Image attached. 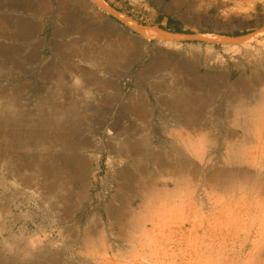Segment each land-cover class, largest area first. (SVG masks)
<instances>
[{
  "label": "rangeland",
  "instance_id": "374dc122",
  "mask_svg": "<svg viewBox=\"0 0 264 264\" xmlns=\"http://www.w3.org/2000/svg\"><path fill=\"white\" fill-rule=\"evenodd\" d=\"M104 1L181 37L86 0H0V264H264V116L233 108L261 92L264 113V0ZM213 14L241 35L186 34L223 30Z\"/></svg>",
  "mask_w": 264,
  "mask_h": 264
},
{
  "label": "bare ground",
  "instance_id": "6f19581e",
  "mask_svg": "<svg viewBox=\"0 0 264 264\" xmlns=\"http://www.w3.org/2000/svg\"><path fill=\"white\" fill-rule=\"evenodd\" d=\"M86 2H88L89 4L93 5V6H96L98 8H102V9H105L107 11H109L111 14H113L114 16H117L119 19H121V21L125 24V26L129 27L131 29V31H135L137 32L141 37L145 38V39H155L157 40L159 43L162 44V42L164 43H173V41L175 42L178 38L181 37L180 34H175V33H169L167 31H164L163 29H160L158 27H148V26H145V25H142V24H139L135 21H133L132 19H130L129 17L111 9L110 7H108L105 3L104 0H86ZM44 5V4H43ZM43 7V6H42ZM264 33V26L261 27L256 34L258 35H261ZM255 35V34H254ZM211 36H214V35H211ZM210 36V37H211ZM212 38V37H211ZM214 39L216 40H220L221 42L223 43H229V44H234L237 43V42H242L244 40L247 41V39H252L253 36L252 34L251 35H245L243 37H222V36H218L216 35L215 37H213ZM248 39V40H249ZM245 42V41H244ZM160 44V45H161ZM248 47V46H247ZM249 50V49H248ZM113 52V51H112ZM115 53V52H114ZM249 53V52H248ZM251 53V52H250ZM108 55V54H107ZM104 58V57H103ZM112 59V58H111ZM108 60V59H107ZM111 61V60H110ZM113 61V60H112ZM111 61V62H112ZM105 63V62H104ZM107 64V62H106ZM90 89V88H89ZM89 89L87 90V92L89 91ZM262 101H263V94H261L260 92V95H258L257 97V102H255V106H254V109L250 108V105L247 104V103H243L240 99L238 100H234L233 102V108L234 110H244L245 113L244 115L246 116V118H248L249 122L252 123L254 122L256 119H261L263 116H264V113L262 112ZM231 108V107H230ZM188 115V114H187ZM231 119V118H230ZM239 119V118H238ZM240 120V119H239ZM264 120V119H262ZM245 121V120H243ZM181 122H183V124L186 125V127L190 128L192 131H196V130H199L197 128H195L194 125H196V120L194 119H191V117H184L181 119ZM238 122V121H237ZM248 122V123H249ZM248 125V124H247ZM250 125V124H249ZM252 127H247L248 130H250ZM188 142V141H187ZM196 146V145H195ZM201 148V147H200ZM238 149V148H237ZM240 147H239V150L234 152V155L237 156L240 154ZM198 150V148L196 149V151ZM202 150V149H201ZM203 152V151H202ZM198 153H201V152H198ZM197 155V153H196ZM200 157V156H199ZM204 157V155H203ZM202 158V157H201ZM197 159H199L197 157ZM206 159V158H205ZM204 159V161H205ZM247 159V158H245ZM248 163V162H247ZM205 164V163H204ZM203 166V165H202ZM198 167V166H197ZM204 167V166H203ZM244 177V176H243ZM247 178V177H246ZM249 178V177H248ZM243 179V178H242ZM209 180V179H208ZM211 180V179H210ZM263 182V181H262ZM143 184V182H142ZM145 184V183H144ZM246 185V184H245ZM153 186V185H152ZM221 188V187H220ZM249 188V187H248ZM231 192V191H230ZM232 193V192H231ZM230 193V194H231ZM199 197V196H198ZM199 202V201H198ZM257 202V201H256ZM202 203V202H201ZM127 226V225H126ZM126 231V230H125ZM175 233V232H174ZM174 235V234H172ZM174 238V237H172ZM264 242V241H263ZM84 243L87 245H90V244H96L97 247L99 248H104L105 246V243H104V237H102V235H98L95 239L93 238H90L89 236H86L84 238ZM217 244V243H216ZM259 245V244H258ZM262 245V243H261ZM264 245V244H263ZM10 246V245H9ZM85 246V245H84ZM227 246V245H226ZM253 246V244H252ZM7 247V246H6ZM89 247V246H88ZM250 247V246H248ZM255 247V246H254ZM258 247V246H257ZM252 248V247H251ZM166 249V248H165ZM175 249V248H174ZM242 249V248H241ZM245 249V248H244ZM250 249V248H249ZM192 250V249H191ZM226 250V249H225ZM100 251V250H99ZM105 251V250H104ZM253 251H256L254 253H256L254 255V259L258 258L261 256V254H263L264 252L259 249V250H253ZM21 252V251H20ZM103 252V251H102ZM101 252V253H102ZM168 252V251H167ZM248 252V251H247ZM22 253V252H21ZM155 254V253H154ZM156 255V254H155ZM240 255H242L240 253ZM247 255V254H246ZM252 255V254H251ZM239 256V254H238ZM263 257V256H262ZM253 258V257H252ZM257 259V260H258ZM192 260V259H191ZM256 260V261H257ZM148 261V260H147ZM253 261V260H252ZM154 262V261H153ZM151 262V263H153ZM159 263V262H158ZM154 264V263H153Z\"/></svg>",
  "mask_w": 264,
  "mask_h": 264
},
{
  "label": "crops",
  "instance_id": "0c3cea01",
  "mask_svg": "<svg viewBox=\"0 0 264 264\" xmlns=\"http://www.w3.org/2000/svg\"><path fill=\"white\" fill-rule=\"evenodd\" d=\"M194 13H196V14H198L199 16H201V14H202V11L200 10V5L198 6V8H194L193 10H192ZM206 14V13H205ZM214 19H219V20H222L223 21V23L225 24L224 25V27H223V30L222 29H217V28H215V27H212V25H214L215 23L213 22L212 24H211V29H204V28H206V26H207V24L206 25H204V26H202V25H199L201 28H203V29H201V30H199V29H197V30H194V32L193 33H186V34H194V33H207V32H210V33H214V34H218V35H225V36H240L241 34H238L237 32V34H226V19H229L230 20V18L228 17H226V16H224V17H220V16H216V14H213V16H212ZM199 19H201V17H199ZM213 19V20H214ZM165 20L168 22V20H169V23H170V21L172 22L173 20H176V21H181V22H184V20L182 19V18H178V17H176V18H173L171 15H169V14H167V16H165ZM215 21V20H214ZM198 26V27H199ZM264 26V24L263 25H261L260 27H258V29H260L261 27H263ZM191 29V28H190ZM235 29H237V30H239L240 31V29H238L237 27H235ZM257 29V30H258ZM192 30V29H191ZM221 31V32H220ZM224 31V32H223ZM255 32V31H254ZM254 32H252V33H254ZM262 36H264V33L262 34Z\"/></svg>",
  "mask_w": 264,
  "mask_h": 264
},
{
  "label": "trees",
  "instance_id": "16d2710c",
  "mask_svg": "<svg viewBox=\"0 0 264 264\" xmlns=\"http://www.w3.org/2000/svg\"><path fill=\"white\" fill-rule=\"evenodd\" d=\"M168 22H169V20H168ZM170 23H171V21H170Z\"/></svg>",
  "mask_w": 264,
  "mask_h": 264
}]
</instances>
